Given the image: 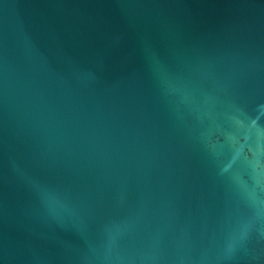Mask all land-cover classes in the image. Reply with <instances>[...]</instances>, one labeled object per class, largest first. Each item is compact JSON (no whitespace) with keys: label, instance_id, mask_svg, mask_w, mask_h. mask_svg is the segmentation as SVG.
Returning a JSON list of instances; mask_svg holds the SVG:
<instances>
[{"label":"water","instance_id":"95a60500","mask_svg":"<svg viewBox=\"0 0 264 264\" xmlns=\"http://www.w3.org/2000/svg\"><path fill=\"white\" fill-rule=\"evenodd\" d=\"M0 264H264V0H0Z\"/></svg>","mask_w":264,"mask_h":264}]
</instances>
